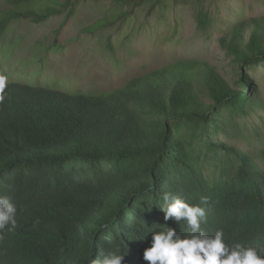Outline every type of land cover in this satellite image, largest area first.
Wrapping results in <instances>:
<instances>
[{"label":"trees","instance_id":"trees-1","mask_svg":"<svg viewBox=\"0 0 264 264\" xmlns=\"http://www.w3.org/2000/svg\"><path fill=\"white\" fill-rule=\"evenodd\" d=\"M81 2L6 0L0 39L22 21L63 19L65 27ZM198 22L211 20L200 13ZM218 43L240 66L264 63V16L237 22ZM252 84L243 74L235 90L214 65L196 60L106 93L5 84L0 196L16 205L17 225L0 233V264H91L116 246L122 264H150L143 253L153 232L187 231L184 220L165 221L164 193L204 208L206 233L222 229L228 244L264 247V169L253 151L209 140L211 128L222 129L215 115L224 106L241 114L262 106L244 92Z\"/></svg>","mask_w":264,"mask_h":264},{"label":"rangeland","instance_id":"rangeland-1","mask_svg":"<svg viewBox=\"0 0 264 264\" xmlns=\"http://www.w3.org/2000/svg\"><path fill=\"white\" fill-rule=\"evenodd\" d=\"M0 0V9L6 6ZM118 10L125 14L116 17ZM132 12V14H130ZM200 13L211 22L201 26ZM264 16V0H82L77 15L44 24L22 21L0 39V75L71 94L106 93L151 70L185 61L214 65L241 90L247 74L262 106L241 114L224 106L215 115L222 127L210 141L253 151L264 169V63L240 66L218 38L245 19ZM212 179L213 171L207 170Z\"/></svg>","mask_w":264,"mask_h":264},{"label":"clouds","instance_id":"clouds-1","mask_svg":"<svg viewBox=\"0 0 264 264\" xmlns=\"http://www.w3.org/2000/svg\"><path fill=\"white\" fill-rule=\"evenodd\" d=\"M0 82L2 91L9 83L2 75ZM3 99L0 95V102ZM207 203V198L201 197V204ZM160 210L165 213V221L173 217L177 223L186 221L187 231L178 234L175 229L164 226L153 232L152 246L143 253V259L150 264H264V247L245 246L239 242L228 244L222 229L214 235L203 231L201 224L206 222V213L199 205H189L180 197L164 193ZM16 215L17 207L11 198L0 196V233L15 230ZM123 259L121 249L116 246L106 254L101 250L91 264H122Z\"/></svg>","mask_w":264,"mask_h":264},{"label":"snow or ice","instance_id":"snow-or-ice-1","mask_svg":"<svg viewBox=\"0 0 264 264\" xmlns=\"http://www.w3.org/2000/svg\"><path fill=\"white\" fill-rule=\"evenodd\" d=\"M0 83H2V82H0Z\"/></svg>","mask_w":264,"mask_h":264}]
</instances>
